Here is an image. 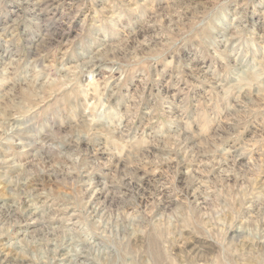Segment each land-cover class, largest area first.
I'll use <instances>...</instances> for the list:
<instances>
[{
  "label": "rangeland",
  "instance_id": "1",
  "mask_svg": "<svg viewBox=\"0 0 264 264\" xmlns=\"http://www.w3.org/2000/svg\"><path fill=\"white\" fill-rule=\"evenodd\" d=\"M0 264H264V0H0Z\"/></svg>",
  "mask_w": 264,
  "mask_h": 264
},
{
  "label": "bare ground",
  "instance_id": "2",
  "mask_svg": "<svg viewBox=\"0 0 264 264\" xmlns=\"http://www.w3.org/2000/svg\"><path fill=\"white\" fill-rule=\"evenodd\" d=\"M62 260H64V259H62Z\"/></svg>",
  "mask_w": 264,
  "mask_h": 264
}]
</instances>
